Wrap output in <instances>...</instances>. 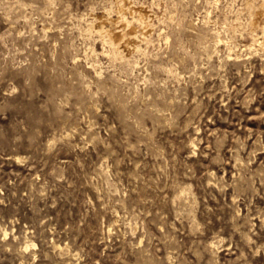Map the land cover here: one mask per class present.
<instances>
[{
  "label": "rangeland",
  "instance_id": "obj_1",
  "mask_svg": "<svg viewBox=\"0 0 264 264\" xmlns=\"http://www.w3.org/2000/svg\"><path fill=\"white\" fill-rule=\"evenodd\" d=\"M263 33L264 0H0V264H264Z\"/></svg>",
  "mask_w": 264,
  "mask_h": 264
},
{
  "label": "bare ground",
  "instance_id": "obj_2",
  "mask_svg": "<svg viewBox=\"0 0 264 264\" xmlns=\"http://www.w3.org/2000/svg\"><path fill=\"white\" fill-rule=\"evenodd\" d=\"M118 4V3H117ZM119 6H120V4H119ZM116 7V6H115ZM123 8V7H122ZM117 9V8H116ZM142 10V9H141ZM140 10V11H141ZM122 12V11H121ZM139 12V11H138ZM142 12V11H141ZM140 12V13H141ZM144 14H145V12H144ZM143 15V14H142ZM102 17V16H101ZM143 18H144V16H142ZM120 18V17H119ZM141 18V17H140ZM142 18V19H143ZM104 20V19H103ZM144 21V20H143ZM145 22V21H144ZM121 23V22H120ZM146 24H147V22H146ZM147 26V25H146ZM143 27H144V25H143ZM234 27V26H233ZM232 27H230V29H231ZM129 29V28H128ZM146 29H148V27L146 28ZM235 29V28H234ZM114 31V30H113ZM120 31V30H119ZM127 31V30H126ZM107 32H108V30H107ZM110 32V31H109ZM124 32V31H123ZM121 34H122V32H121ZM128 34V33H127ZM111 35V34H110ZM112 36V35H111ZM115 38L117 39V40H119L120 39V37L122 36H120V34L119 33H115ZM263 39H256V41L258 42V44L259 45H264V33H263ZM219 37H217V39H218ZM124 39H126V37L124 38ZM221 38H219L218 40H220ZM116 40V41H117ZM200 43H201V38H200ZM110 44V43H109ZM132 44H134V39L130 36L128 39H126V41H124L123 42V49L126 51L125 53L127 54V53H129L130 51H131V47H132ZM120 45V44H119ZM118 45V46H119ZM122 46V45H121ZM135 47V46H134ZM133 51V50H132ZM126 57V56H125Z\"/></svg>",
  "mask_w": 264,
  "mask_h": 264
}]
</instances>
